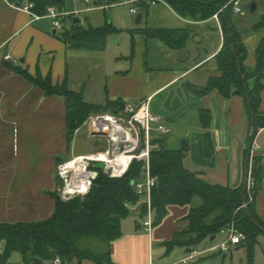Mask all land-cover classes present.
Here are the masks:
<instances>
[{"label":"crops","instance_id":"crops-1","mask_svg":"<svg viewBox=\"0 0 264 264\" xmlns=\"http://www.w3.org/2000/svg\"><path fill=\"white\" fill-rule=\"evenodd\" d=\"M204 1L221 3V0ZM157 4L159 7L154 9L149 5L141 10L140 23L144 21L145 12L149 19L153 11L158 26H148L149 21H146L144 27L129 29L128 52H114L109 50L107 42L103 49L77 48L63 38V31L70 30L73 24L83 27L113 24L99 9L76 8L74 10H81L79 16L70 17L69 25L66 18L64 29L56 30L48 17L34 19L8 0H0V53L12 57L9 61H0V222L51 217L56 207L52 193L59 188L56 171L59 161L89 150V146L80 144L79 138L68 142L65 98L47 95L11 65L21 66L33 76L50 77L54 85L66 82L72 90L82 91L85 100L94 104L120 101L123 106L139 104L151 97L152 111L161 117L167 128L166 133L154 132L155 147L179 149L186 145L188 154L184 164L188 169L200 172L214 184H244L246 150L249 151L252 132V119L244 98L226 97L217 89L196 95L188 86L190 83L205 86L212 76L220 75L216 55L225 40L216 21L184 16L172 4ZM75 19H79L78 22ZM235 26L247 46L245 65L253 68L258 45L255 49L249 47L246 35L236 23ZM143 28H186L192 37L184 48H173L157 37L142 34L139 29ZM131 30L138 32L132 35ZM114 34L108 37L112 44L117 43ZM262 82L260 109L264 112V77ZM254 85L255 79H250L249 86ZM201 109H209L212 114L209 132L213 150L209 156L205 149L207 130L200 120ZM254 156L262 158V178L254 206L264 222V127L258 129L252 143L250 174ZM138 208L131 209V214L122 220V235L109 246L115 264H174L189 255L192 248L177 246L168 252L164 243L188 228L190 204L169 205L166 216L152 232L143 228ZM228 236L227 231H221L208 245L219 244ZM205 242L195 247L204 248ZM259 246L260 237L253 264H261L257 260ZM6 264L26 263L20 252H14ZM43 264H53V261L43 260ZM187 264H249L245 236L241 243L232 244L229 252H208Z\"/></svg>","mask_w":264,"mask_h":264},{"label":"trees","instance_id":"trees-1","mask_svg":"<svg viewBox=\"0 0 264 264\" xmlns=\"http://www.w3.org/2000/svg\"><path fill=\"white\" fill-rule=\"evenodd\" d=\"M28 1L34 3L33 10L39 14H44L49 5H55L62 10L65 4V0ZM169 2L184 16L207 19L228 0H221V3L204 0ZM233 16L232 7L228 6L223 14L225 42L216 55L220 75L212 76L205 86L192 83L188 86L196 95H205L217 89L226 97L242 96L250 118L254 117V133L249 138L253 143L258 129L264 127V112L260 109L264 77V36L256 48V64L253 68H248L245 65L247 46L235 26ZM263 25L264 20L257 27ZM118 31L109 22L99 27L73 24L70 30H64L62 34L64 40L73 47L103 49L108 37ZM139 31L147 37H157L173 48H184L190 39V31L186 28H143ZM131 32L134 35L138 31ZM132 47L134 51V42ZM11 66L26 79L40 86L47 95L65 98L69 144L74 131L92 112H118L122 107L120 101H109L104 105L90 103L85 100L82 91L72 90L66 82L63 85H54L50 77L44 79L41 75L33 76L21 66ZM253 78L255 85L251 88L249 81ZM199 114L202 126L207 130L205 149L209 156L213 150L209 132L212 114L209 109H201ZM187 154L186 145L179 149H166L159 145L154 146L151 152V171L157 176V183L152 191L155 225L166 216L169 205H191L187 216L188 228L177 232L164 243L167 251L170 252L177 246L193 248L234 224L245 236L249 264H253L258 237L264 233V222L257 215L254 206L262 178L261 156L253 157L250 175L254 186L250 192L247 189L243 194L244 184H214L204 179L200 172L188 169L184 164ZM250 163L251 159L249 167ZM142 169V163L134 162L121 177H111L104 170L97 169L98 176L85 196L64 200L58 192L52 193L56 207L51 217L38 221L0 222V246L3 245L0 264H6L14 252H20L26 264H34L35 258L53 261L56 256L62 258V264L79 263L83 260H90L94 264H115L109 246L122 235V220L131 214L127 204H135L139 200L133 181L141 177ZM196 198L200 202L196 203ZM139 212L144 217L145 204L140 205ZM90 240H98L99 248L91 247Z\"/></svg>","mask_w":264,"mask_h":264},{"label":"built area","instance_id":"built-area-1","mask_svg":"<svg viewBox=\"0 0 264 264\" xmlns=\"http://www.w3.org/2000/svg\"><path fill=\"white\" fill-rule=\"evenodd\" d=\"M14 7L24 10L34 19L48 17L56 30H63V22L67 17L79 16L81 10L67 12L60 10L55 5H49L44 14L33 10L34 3L28 0L10 1ZM82 1L88 9H107L117 5H126L130 12L138 15L141 10L149 5H155L165 0H76ZM244 0H228L223 10L231 6L234 14L244 15ZM218 17V13L215 14ZM10 54H1L0 61L11 60ZM87 125L86 130L91 137L106 142L107 147L97 149L89 153L78 154L60 163L57 167V174L62 179L63 185L58 188V193L63 199H70L77 195H86L99 171L94 167L97 162H104L105 172L111 177L124 176L134 162L143 164L142 175L133 181L134 190L139 196L135 204L128 203L130 209L143 203L146 205V214L142 217V226L152 232L155 226V209L153 206L152 191L157 183V176L151 171V152L154 149V131L166 133L167 128L162 123L161 117L154 113L151 108V97H147L139 104L125 103L118 112H103L93 114L89 120L82 124L75 133ZM143 137V139H142ZM143 141V144H142ZM254 186V181L249 176L248 191ZM252 199V194L250 195ZM227 231L228 238L216 245H207L204 248L193 247L188 256L174 264H187L191 259L202 256L208 252H229L232 244L242 242L244 234L239 232L234 224L222 230ZM3 247L0 246V256ZM53 264H62V258L56 256Z\"/></svg>","mask_w":264,"mask_h":264},{"label":"rangeland","instance_id":"rangeland-1","mask_svg":"<svg viewBox=\"0 0 264 264\" xmlns=\"http://www.w3.org/2000/svg\"><path fill=\"white\" fill-rule=\"evenodd\" d=\"M169 1L165 0V1H162L160 3L170 4ZM243 2L245 5L244 6L245 7V14L244 15L234 14L233 21L237 24V26L241 29V31L246 35L247 43H248L249 47L253 46L255 49L256 46L259 44L261 38L264 36V25L262 27H257L264 20V0H244ZM252 2H256L255 11H250L246 7L247 5L251 4ZM224 6H225V4L222 7H224ZM82 7H87L86 4L83 3L82 1L65 0V4H64L62 10L63 9L74 10L76 8H82ZM156 7H159V4L151 6V9H154ZM227 7L223 10H220V11H219V9H220L219 8L216 11V13H218V17H215L216 13H214V15L212 17H210L216 21L217 27L220 31L221 36L224 38V40H225V27H224L225 22L223 19V14H224L225 10L227 9ZM99 10H101V13L105 12L104 15L107 17V19L111 20L113 22V24L119 29V31L113 35V38L117 39V43L112 44V39L107 40V43H109L108 46H109L110 51H111V49H113L114 52H128L129 47H130L129 46L130 45V39H131L130 34L128 32L129 29L134 28V27H139V26L144 27L146 25V21H149L148 26H152V27L158 26V23H157L158 20L153 19L154 14H155V12H153V11H151V13H150L151 17H149V19L147 18V13L144 11L145 12L144 13V21L140 24H137V22H136L137 15L132 14L129 10V7L126 5H117V6H113L111 8H107L105 10L104 9H99ZM70 19H71L70 17H67L66 25L70 24ZM191 37H192V33H190V38ZM153 39H155V38H153ZM97 105H104V104H97ZM109 111L110 110L92 112L87 117V119L85 121L87 122L89 120V117L93 114L109 112ZM86 127H87V125L85 123V125H83V127L79 130L78 133L77 132L75 133V131L79 127L74 131V135H73L71 143L76 138H79V140L81 139L80 140L81 145H83L85 147L89 146V150L86 153H89L90 151H94L97 149L101 150V149H104L105 147H107L106 142H100L99 140L95 139L94 137H91L89 135L88 131L86 130ZM142 139H143V137H142ZM142 144H143V141H142ZM66 160H63L60 163H63ZM58 165H57V167H58ZM59 179H60L59 187H61L63 185V181L60 177H59ZM77 196H82V195H77ZM64 200H69V199H64ZM197 201L200 202V199L196 198V203H198ZM141 204H143V203H140L139 205L137 204L136 206L140 207ZM259 237H260V246L258 247V256H257L258 259L257 260H258V262H261V264H264V233L260 234ZM87 244H89V240H88ZM90 244H91V247H98L99 248V246H100V242L98 240H90ZM83 262H86L87 264H94V262H92L90 260H83ZM77 263L78 262H73L72 264H77Z\"/></svg>","mask_w":264,"mask_h":264},{"label":"water","instance_id":"water-1","mask_svg":"<svg viewBox=\"0 0 264 264\" xmlns=\"http://www.w3.org/2000/svg\"><path fill=\"white\" fill-rule=\"evenodd\" d=\"M247 9H249L250 11H255L256 9V2H252L250 5H247L246 6ZM79 19H75V22H78ZM142 20V13L140 12L138 15H137V18H136V22L137 24H139ZM248 87V85H247ZM254 117L252 118V132H251V135L250 137L253 135L254 133ZM251 155H252V143L249 139V151H248V154H247V158H246V172H247V177L245 179V182H244V189H243V194H245V191L247 190L248 188V182H249V176H250V167H249V161L251 159ZM94 167L96 169H99V170H105V164L104 162H97L94 164ZM216 238V235H212L210 238H209V241H206L205 242V245L207 246L209 244V242L213 241L214 239ZM34 264H43V260L40 259V258H35L34 259ZM81 264V262H80Z\"/></svg>","mask_w":264,"mask_h":264}]
</instances>
